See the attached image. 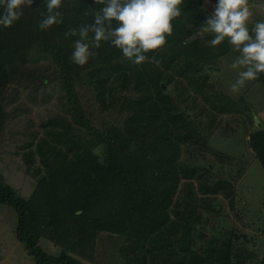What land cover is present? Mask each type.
Instances as JSON below:
<instances>
[{"label": "rangeland", "instance_id": "374dc122", "mask_svg": "<svg viewBox=\"0 0 264 264\" xmlns=\"http://www.w3.org/2000/svg\"><path fill=\"white\" fill-rule=\"evenodd\" d=\"M34 2L23 7L11 26L0 27L5 56L0 78V184L29 203L32 218L27 228L45 252L53 255L65 249L81 264H129L142 254L146 264H154L147 254V226L126 220L119 221L120 230H113L105 228L107 221L94 223H103L110 208L108 197L101 194L108 192L114 169L97 174L99 193L89 186L86 191L93 192L79 213L65 189L68 176L59 172L65 161L79 160L80 174H85L96 166V158L99 164L106 156L101 139L113 133L129 136L134 115L129 105L146 98L142 87L147 86L148 100L165 109L159 118L143 112L139 143L129 148L153 153L151 145L158 141L163 120L170 134L182 139L175 150L176 185L166 237L175 249L182 246L180 250L205 255L211 247L227 250L230 264H264V171L251 149L252 135L264 128V87L252 80L232 91L236 71L228 65L238 53L226 42L211 47V34L200 30L215 0H183L180 16L187 17L182 20L193 14L189 32L172 37L141 63V70L153 77L142 82L132 76L123 82L114 65L93 73L97 68L91 54L84 65L76 64L71 54L79 35L71 39L62 24L39 28L46 14H40ZM249 6L251 28L264 19V0H249ZM55 42L74 67L68 76L47 50ZM140 169L139 181H151L152 167L142 164ZM45 177L52 183L42 185ZM55 187L56 199L50 204L47 193ZM10 209L0 208V264H35L16 239L17 216Z\"/></svg>", "mask_w": 264, "mask_h": 264}, {"label": "trees", "instance_id": "16d2710c", "mask_svg": "<svg viewBox=\"0 0 264 264\" xmlns=\"http://www.w3.org/2000/svg\"><path fill=\"white\" fill-rule=\"evenodd\" d=\"M33 1H36L34 3L37 4V9L40 14H47L43 0ZM100 7H102V4L99 3L98 0H96V2H94V0H62L61 6L58 9L62 18L60 24L65 28V32L71 39L76 38L81 28L89 27L94 23V14L99 11ZM185 17H187V15L182 14V16L178 17L180 19H174L172 21L173 31L171 34H166L165 43L170 42L172 37L179 39V36H183L189 32L190 28L188 24L192 21L191 17H193V14L190 13L188 15L189 18L183 21L182 18ZM114 26L115 22H113V27ZM72 30L75 31V35H73ZM91 35L92 33L89 32V36ZM87 42H89V53L91 54L93 65L97 68L91 70L93 73L100 74L103 70V66L108 65L107 67L112 69V65H114L115 72L121 74L120 77H124L123 82H128L130 76H132L135 81L139 80V82H142L143 79L153 78L148 72L141 70V68L144 67L143 64L139 65L141 66L140 68L136 64H133L130 60L123 57L120 49L111 45L110 41H101L99 47L92 46L90 40ZM157 49L149 50L145 53L146 57L149 58ZM47 50L54 56L56 63L66 76L74 71V67L69 62L67 52L60 44L56 42L51 43ZM3 58H5V56L0 48V78L2 79L5 73L2 68ZM129 72L132 73L127 74ZM255 81L261 83L264 87V73L259 74ZM156 86V84L153 85L154 88H156ZM158 87L161 88L160 86ZM142 90H145L146 98L143 100L141 99L140 102H134L135 104L129 105L130 107L132 106L134 111V115L130 117L128 123L129 128L127 129V135L129 136L122 137L119 133H113L101 139L102 143L107 146L106 156L103 161L98 164L96 158V166L87 169L88 171L82 175L78 169L79 166L82 165V162L79 163V160L65 161L60 167L59 172L64 173L66 177L68 176L63 182H67L65 189L69 200L71 202L75 201V203L73 202L72 204L74 209H76L75 212L79 213L82 211L83 205L86 207L88 204L90 198L89 192H93V190L86 191L89 186L93 185L94 187H91L95 188L94 190H97L96 192L99 193V186L96 185L97 181L94 179L97 174L101 170L112 168L114 172L112 171L113 175L112 179L109 180L110 184L108 182L109 190L101 194L103 197H108L110 208L103 218V223L99 221L100 219H93L95 225L99 226L105 224L107 221L109 224H107L105 228H108V225H110V229L120 230L121 226L118 224L119 221L123 222L127 220L128 224L137 221L139 225L147 226L150 235L148 238L149 248L147 250V254L150 255V263L230 264L231 258L227 250L216 251L209 247L206 254L202 255L188 249L180 250L182 246L181 248L178 246V248L175 249L174 244L166 237L164 226H166V229L168 228V212L169 207L173 203L172 195L176 185V174L174 171L176 159L175 150L182 139L179 136H172L170 134L172 131L169 130L168 124L163 120L161 121L162 130L157 137L158 141H153L151 145L153 153L147 152V155L145 150H142L141 154H139L138 152L140 149L133 150L129 148L132 142L135 144L139 143L138 139H140V132L144 128L143 112L152 111L156 117L159 118L161 111L165 109L162 106L161 110L159 103L155 104L151 99V102L148 100L151 90H149L147 86H143ZM136 106H138V109ZM138 115L143 119H139ZM132 122L135 123L134 127L131 124ZM147 125L149 126L148 123ZM158 129L160 128L158 127ZM251 149L255 152L264 171V128L252 135ZM72 164H74L75 167L71 173H68V170L71 171L70 167L73 166ZM142 164H148L149 167H152L153 172L150 176L151 181H139L142 177V170L140 169ZM91 171L95 174L94 176L91 175ZM52 180L51 178V180L48 181L45 177L42 179L41 184H51ZM57 192V189H53L50 193H47L50 204L54 203ZM2 205L10 207L15 212L17 216L16 239L25 246L27 254L34 260L35 264H81V262L72 258L65 249H61L53 255L45 252L44 248L39 244V238L35 237L27 228L29 225L28 221L32 218L29 203L18 197L9 186H5L4 184H0V206ZM53 215L55 216V214ZM143 239H146V237ZM142 248L143 246L138 249ZM132 250H135V248ZM129 264H146V259L142 254L140 257L134 256L129 260Z\"/></svg>", "mask_w": 264, "mask_h": 264}, {"label": "clouds", "instance_id": "9594fccd", "mask_svg": "<svg viewBox=\"0 0 264 264\" xmlns=\"http://www.w3.org/2000/svg\"><path fill=\"white\" fill-rule=\"evenodd\" d=\"M98 2L102 7L94 14V23L80 29L81 39L75 42L71 54L78 65H84L89 57V40L94 47H99L101 41H110L120 49L123 57L133 64H141L147 59L145 53L165 44L166 34L173 31L172 21L181 15L183 0ZM32 3L33 0H0V27L11 26L22 16L23 7ZM43 3L47 14L38 27L45 29L60 24L62 18L58 9L62 0H43ZM252 15L249 0H215L211 13L200 25L203 33L211 34L207 41L211 47L226 42L238 53L228 65L236 71L235 82L231 85L233 92L264 73V19L257 20L250 28L248 22Z\"/></svg>", "mask_w": 264, "mask_h": 264}, {"label": "crops", "instance_id": "0c3cea01", "mask_svg": "<svg viewBox=\"0 0 264 264\" xmlns=\"http://www.w3.org/2000/svg\"><path fill=\"white\" fill-rule=\"evenodd\" d=\"M6 207L5 205L0 206V208ZM8 207V206H7ZM11 210V209H10ZM6 211V210H5ZM2 213V211L0 212ZM3 218V215L1 216Z\"/></svg>", "mask_w": 264, "mask_h": 264}]
</instances>
